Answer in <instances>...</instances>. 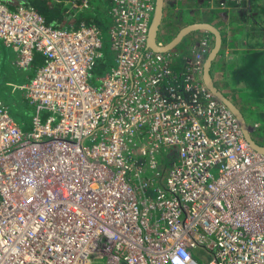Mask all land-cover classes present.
Instances as JSON below:
<instances>
[{"label": "built area", "instance_id": "obj_1", "mask_svg": "<svg viewBox=\"0 0 264 264\" xmlns=\"http://www.w3.org/2000/svg\"><path fill=\"white\" fill-rule=\"evenodd\" d=\"M108 4L97 85L96 23L54 27L0 0L18 65L44 57L24 85L32 131L0 99V264H264V153L204 81L211 41L177 75L172 51L143 53L155 0Z\"/></svg>", "mask_w": 264, "mask_h": 264}, {"label": "crops", "instance_id": "obj_2", "mask_svg": "<svg viewBox=\"0 0 264 264\" xmlns=\"http://www.w3.org/2000/svg\"><path fill=\"white\" fill-rule=\"evenodd\" d=\"M196 21L220 28L223 43L212 65L213 78L243 111L253 112L246 118L256 126V138L264 136L259 129L264 124V0H165L159 41L167 42L181 27ZM213 37L209 30H194L183 40L194 48L203 38L212 44ZM192 48L171 50L177 75L182 76Z\"/></svg>", "mask_w": 264, "mask_h": 264}, {"label": "rangeland", "instance_id": "obj_3", "mask_svg": "<svg viewBox=\"0 0 264 264\" xmlns=\"http://www.w3.org/2000/svg\"><path fill=\"white\" fill-rule=\"evenodd\" d=\"M6 2L13 3L16 0H5ZM111 0H96L93 5V8L84 9V10H76L75 13H90L92 10H96L99 13V16L104 17L106 24L99 26L102 29V38H103V50L105 54H109L110 50V15L108 14V7ZM20 3H24L19 1L16 6ZM11 5V4H10ZM16 6H11L15 8ZM96 6V7H95ZM214 41V37H213ZM213 44V43H212ZM191 43L189 44L182 40L176 47V50L183 51V49L192 48ZM15 44H8L4 40L0 39V99L4 102V104L8 107L10 113L14 116L17 122L21 125V127L30 132L33 129V121L34 116L37 114V105L36 102L30 101L29 98H26L24 93V85L30 81V79L36 74L37 68L40 64H42V55L35 53L36 59L33 61L28 67H22L18 65V47ZM212 46V45H211ZM186 49V50H187ZM193 49V48H192ZM259 58V57H258ZM96 75L93 79H95ZM97 85H101V80H94ZM245 111V110H244ZM49 114L50 111H48ZM247 113L250 114L249 111ZM246 111V117L249 118ZM253 115V112L251 111ZM250 114V115H251ZM42 119L45 120L46 110H42L41 112ZM264 122V121H263ZM253 126V131H256V126ZM264 124H262L261 129L262 133H264ZM263 135L258 136V139L264 142ZM175 155V152H172ZM165 163H168V159L165 158ZM214 173H217V169H212ZM200 261L202 264H208V259L205 257H201Z\"/></svg>", "mask_w": 264, "mask_h": 264}, {"label": "water", "instance_id": "obj_4", "mask_svg": "<svg viewBox=\"0 0 264 264\" xmlns=\"http://www.w3.org/2000/svg\"><path fill=\"white\" fill-rule=\"evenodd\" d=\"M164 2L165 0H155V9L150 21L148 35H147V43L143 50V53L146 49L151 48L160 52H169L174 49L187 34L194 30H209L214 35V41L210 50L206 54L204 60L203 67V78L208 88L221 100L223 101L235 114L237 120L239 121L244 135L248 142L254 147L256 150L264 153V143L261 142L253 133V126L248 122L245 112L243 109L229 96L214 80L212 75V65L214 60L216 59L222 43L223 37L220 28L207 21H196L192 23H188L181 27L176 35L168 40L167 42H160L158 38L159 29L161 26V22L164 15Z\"/></svg>", "mask_w": 264, "mask_h": 264}, {"label": "trees", "instance_id": "obj_5", "mask_svg": "<svg viewBox=\"0 0 264 264\" xmlns=\"http://www.w3.org/2000/svg\"><path fill=\"white\" fill-rule=\"evenodd\" d=\"M21 1L26 4H32L36 7V9L44 16L47 24H50L54 27H62V26H79L80 22L84 21L87 23H96L101 26L106 24L104 17L99 16V13L96 10L90 13H78L76 14L74 8L70 6L69 3L64 1H55V0H16L13 3H8L10 6H16V4ZM37 54H40L37 52ZM42 55V54H41ZM35 55V59H36ZM42 62L44 61V57L42 56ZM34 59V61H35ZM112 57L110 54H105L103 58L100 59L96 68L95 75L104 73L107 68L112 63ZM94 81V79H93ZM173 155V154H172ZM167 155L165 158L168 159V163L165 165H169L172 159L168 158Z\"/></svg>", "mask_w": 264, "mask_h": 264}, {"label": "clouds", "instance_id": "obj_6", "mask_svg": "<svg viewBox=\"0 0 264 264\" xmlns=\"http://www.w3.org/2000/svg\"><path fill=\"white\" fill-rule=\"evenodd\" d=\"M93 11V10H92ZM81 13H84V12H81ZM185 259L187 260V256H186V254H185Z\"/></svg>", "mask_w": 264, "mask_h": 264}]
</instances>
